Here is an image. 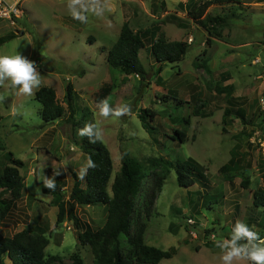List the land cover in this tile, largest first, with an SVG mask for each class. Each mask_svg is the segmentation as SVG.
Instances as JSON below:
<instances>
[{
    "label": "rangeland",
    "instance_id": "obj_1",
    "mask_svg": "<svg viewBox=\"0 0 264 264\" xmlns=\"http://www.w3.org/2000/svg\"><path fill=\"white\" fill-rule=\"evenodd\" d=\"M204 1L102 0L104 13L89 14L87 23H81L70 16L67 0H23L21 16L13 25L0 22V55L18 53L35 62L42 81L39 88H52L65 109L64 117L46 124L38 116L40 105L34 95H17L7 82L0 87V171L7 165L6 154L24 163L19 169L24 179L22 197L0 221V235L35 228L49 240L47 256L70 264V256L77 253L83 264L93 263L90 248L77 242L72 223L55 224L57 208L42 192V177L51 178L60 169L54 178L67 197L72 187L69 170L79 175L87 160L78 146L80 128L67 121L63 98L70 83L75 91L74 120L85 111L89 122L102 130L100 139L112 160L109 187L122 153L144 166L143 197L151 194L156 176L164 177L149 217H142L145 244L173 252L159 264H222L214 242L225 238L237 220L264 237L262 211L252 206L254 191L264 188V112L259 103L264 100V6L237 0L212 5L206 16L223 17L226 26L210 35L209 24H201L205 16L198 22L188 15ZM123 22L134 32H148L138 55L145 80L124 77L106 64L105 53ZM160 38L184 41L189 48L180 62L162 64L157 74L159 64L150 45ZM110 80L116 88L107 97L109 104L130 105V115L99 116L93 94ZM143 109L155 114L153 133L145 131L138 119ZM228 109L231 113L222 123ZM174 130L184 134V142L172 140L177 138ZM153 158L162 163L152 166L148 161ZM187 159L199 166L205 181L186 189L177 185L168 163ZM243 179L249 182L246 188L241 186ZM76 213L98 229L106 221L107 208L78 206Z\"/></svg>",
    "mask_w": 264,
    "mask_h": 264
},
{
    "label": "trees",
    "instance_id": "obj_2",
    "mask_svg": "<svg viewBox=\"0 0 264 264\" xmlns=\"http://www.w3.org/2000/svg\"><path fill=\"white\" fill-rule=\"evenodd\" d=\"M236 3V0H206L199 4L195 10L188 12L190 18L200 22L203 26L211 27L208 32H216V29L226 26L225 19L220 16L207 17L206 13L212 5ZM216 26L214 28L213 26ZM147 31L134 32L127 22L123 23L115 43L105 53V61L108 67L119 71L121 75H135L140 80H145L146 71L139 60V51L145 47ZM23 33H20L22 35ZM2 43V42H0ZM189 44L184 41H166L162 38L150 45V53L156 63L159 64L156 73L161 72L164 63L175 64L180 62ZM116 85L110 82L103 83L97 92L93 94V100L98 103L114 91ZM63 102L67 106V121L73 127L82 128L89 122V114L83 112L80 119L74 120L73 101L75 91L70 83L64 87ZM34 100L40 105L38 116L48 124L64 117L65 109L59 103L55 91L50 87H41L34 94ZM177 104L182 102L177 100ZM231 110H225L222 123ZM242 119V114L237 112ZM155 114L147 109L140 111L138 119L142 128L148 133H153L155 127L152 122ZM176 139L184 142V134L174 130ZM79 148L81 152L92 157L97 167L89 169L84 179L70 171L72 187L67 191L61 188L59 179L55 180V190L43 188L45 195H50L51 203L57 208L55 224L58 226L64 221H70L76 232V240L82 247H89L93 256L92 264H159L164 259L172 257V251H163L149 246L144 242L145 223L142 217H149L154 200L163 185V175L156 176V184L150 195L143 197L142 184L145 178V169L141 162L122 153L120 169L114 176L109 187L112 174V160L107 147L101 139L91 143L87 137H80ZM7 165L0 171V221L4 220L14 209L16 203L22 197L24 179L19 169L24 167L21 160L12 158L11 154L5 155ZM152 166H159L160 159H149ZM168 167L176 173L177 185L182 188L192 187L194 184H203L205 178L199 166L191 159L168 163ZM249 185L247 179H243L241 186ZM110 191V192H109ZM104 205L107 208V217L101 228L93 229L77 216L78 206ZM252 206L261 209L264 217V188L257 189L252 195ZM231 230L225 234L228 237ZM49 243L48 238L40 230H22L13 236L0 235V264H64L58 256H47L45 249ZM70 264H83L79 254L70 256Z\"/></svg>",
    "mask_w": 264,
    "mask_h": 264
},
{
    "label": "clouds",
    "instance_id": "obj_3",
    "mask_svg": "<svg viewBox=\"0 0 264 264\" xmlns=\"http://www.w3.org/2000/svg\"><path fill=\"white\" fill-rule=\"evenodd\" d=\"M67 9L72 19L81 23H87L89 14L100 16L105 11L102 0H67ZM16 90L17 95L33 96L34 90L41 86L40 74L37 71L35 62L25 58L20 54L0 55V87L5 86ZM3 99V97H0ZM99 116L116 118L131 114V106L120 104L113 108L108 99L100 100L96 105ZM15 116L17 111L13 109ZM80 137H87L91 143H95L102 136V130L94 122H86L78 129ZM96 163L89 156L79 170V178L84 179L89 169H95ZM61 170H54V176L42 177L45 188L55 190V176L60 175ZM215 246L221 250L220 259L222 264H233L234 261H247L248 264H264V237L243 221L237 220L231 228L227 238H219Z\"/></svg>",
    "mask_w": 264,
    "mask_h": 264
},
{
    "label": "built area",
    "instance_id": "obj_4",
    "mask_svg": "<svg viewBox=\"0 0 264 264\" xmlns=\"http://www.w3.org/2000/svg\"><path fill=\"white\" fill-rule=\"evenodd\" d=\"M23 0H0V22L7 21L11 25L14 24V20L21 16L20 6ZM191 42V40H189ZM256 59L253 62L257 63ZM261 110L264 112V100H259ZM261 111V112H262Z\"/></svg>",
    "mask_w": 264,
    "mask_h": 264
},
{
    "label": "crops",
    "instance_id": "obj_5",
    "mask_svg": "<svg viewBox=\"0 0 264 264\" xmlns=\"http://www.w3.org/2000/svg\"><path fill=\"white\" fill-rule=\"evenodd\" d=\"M237 1L241 2L244 5H249V6H254V5H256V6H264V0H237ZM123 23H125V22H123ZM123 23H122V25H123Z\"/></svg>",
    "mask_w": 264,
    "mask_h": 264
}]
</instances>
